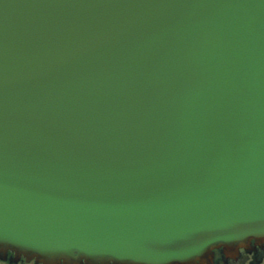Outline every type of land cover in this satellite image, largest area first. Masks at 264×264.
Returning a JSON list of instances; mask_svg holds the SVG:
<instances>
[{"label":"water","instance_id":"1","mask_svg":"<svg viewBox=\"0 0 264 264\" xmlns=\"http://www.w3.org/2000/svg\"><path fill=\"white\" fill-rule=\"evenodd\" d=\"M264 239V0H0V251L194 264Z\"/></svg>","mask_w":264,"mask_h":264},{"label":"flooded vegetation","instance_id":"2","mask_svg":"<svg viewBox=\"0 0 264 264\" xmlns=\"http://www.w3.org/2000/svg\"><path fill=\"white\" fill-rule=\"evenodd\" d=\"M0 264H43L35 259H28L24 255L17 254L9 250L0 252ZM51 264V263H50ZM57 264H86L85 262L65 263L61 261ZM95 264H118L112 260L109 262H97ZM194 264H264V239H251L247 245L239 247L237 250L229 251L223 247L213 250L211 259Z\"/></svg>","mask_w":264,"mask_h":264}]
</instances>
